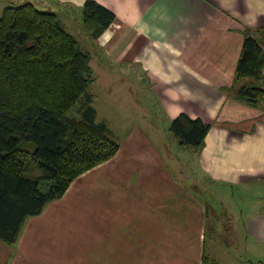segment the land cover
Segmentation results:
<instances>
[{
    "label": "crops",
    "instance_id": "crops-1",
    "mask_svg": "<svg viewBox=\"0 0 264 264\" xmlns=\"http://www.w3.org/2000/svg\"><path fill=\"white\" fill-rule=\"evenodd\" d=\"M9 1L56 12L89 54L95 120L119 149L0 240V264H264V100L235 96L264 0H96L115 13L98 31L86 0H0V16ZM182 113L210 124L199 148L171 130Z\"/></svg>",
    "mask_w": 264,
    "mask_h": 264
},
{
    "label": "trees",
    "instance_id": "trees-1",
    "mask_svg": "<svg viewBox=\"0 0 264 264\" xmlns=\"http://www.w3.org/2000/svg\"><path fill=\"white\" fill-rule=\"evenodd\" d=\"M84 18L95 30L115 13L86 0ZM264 44L245 30L237 75L254 81L235 90L251 105L264 100ZM89 54L56 12L33 2L11 4L0 16V240L15 244L26 220L63 195L81 173L113 157L119 143L95 120L88 91ZM78 107L81 118L72 114ZM210 124L182 113L171 130L199 148ZM35 173L29 172L30 160Z\"/></svg>",
    "mask_w": 264,
    "mask_h": 264
},
{
    "label": "rangeland",
    "instance_id": "rangeland-1",
    "mask_svg": "<svg viewBox=\"0 0 264 264\" xmlns=\"http://www.w3.org/2000/svg\"><path fill=\"white\" fill-rule=\"evenodd\" d=\"M23 2H25V1H22V2H14V1H9V3H8V5H11V4H21V3H23ZM91 88H92V90H96V85H93V86H91L90 87V90H91ZM116 94H119V93H116ZM138 95H140V96H142V93H138ZM126 97H127V95H125V93H121L116 99H115V103H118V102H126L125 100H126ZM136 97H138L136 94H135V96H134V98H136ZM138 98H140V97H138ZM129 98L127 97V100H128ZM101 101H102V99H101ZM118 105H116V108H118L119 109V106L117 107ZM124 106L125 107H123V109L122 110H124V111H126V110H131V107L130 106H128L127 104H124ZM78 107L79 106H76V108H73L72 109V114H76V112H77V110H78ZM120 110V109H119ZM77 115V114H76ZM35 162L31 159L30 160V162H29V172H31V173H35ZM204 184V183H203ZM201 185V193L203 194V195H205V196H210V195H208L207 194V192H206V190H205V188H203V186L204 185ZM203 190H205V191H203Z\"/></svg>",
    "mask_w": 264,
    "mask_h": 264
}]
</instances>
